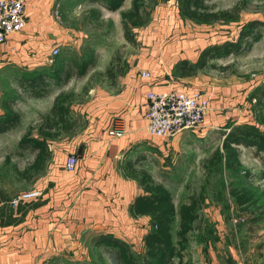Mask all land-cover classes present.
<instances>
[{"label": "crops", "instance_id": "crops-1", "mask_svg": "<svg viewBox=\"0 0 264 264\" xmlns=\"http://www.w3.org/2000/svg\"><path fill=\"white\" fill-rule=\"evenodd\" d=\"M32 1L34 7L28 11L25 0L23 29L8 35L0 44V100L14 96L13 108L18 110H23L20 106H29L30 102L44 101L43 110H36V105L33 107L35 113L42 114L48 111L58 92L79 93L86 83L88 89L81 101L69 104L71 117L81 126L72 133H62L47 141L50 158L28 188L37 190L38 197L24 202L30 208L23 215L14 214L19 221L0 226V264L51 261L55 264H99V260L110 264L106 257L110 254L90 243V238L96 234H111L125 241L136 254H141L144 252L142 238L151 228V222L148 215L133 217L128 211L133 198L143 191L135 178L125 175L123 164L132 153L142 150L149 137L145 133V93L172 88L164 75H168L178 59L193 61L203 46L195 49L192 42H178L172 52L173 61L168 63V69L161 71L158 66L155 71L154 65L148 68L141 58L142 52L125 51L122 73L110 83L96 74L107 65L116 46L127 44L122 37L119 14L129 7L131 0H123L114 11L98 3L77 0L70 26L66 19L61 20L65 16L64 6H57V3L45 6L47 0ZM49 7L52 11L58 10L59 21L53 15L50 19L43 18ZM39 9L43 12L41 18L38 17ZM53 48H57L58 53L48 63ZM88 58L93 61L91 66L77 75L72 60L78 62ZM141 71H147L149 76L141 77ZM65 73L67 77L63 80ZM155 73L160 74L159 78ZM36 74L41 75L48 93L40 98L27 97L19 80ZM186 78L191 77L179 79ZM183 91L191 93L194 90ZM31 119L26 120L21 114L18 124L3 133L16 130L18 139ZM112 126H119L123 134L109 137L106 131ZM68 154L77 159L72 172L63 168ZM172 202L176 207L173 198ZM175 221L176 217L173 223ZM191 245L180 259H172V264H257L244 248H225L223 242L209 240ZM92 252H97L96 260L91 258Z\"/></svg>", "mask_w": 264, "mask_h": 264}, {"label": "rangeland", "instance_id": "rangeland-1", "mask_svg": "<svg viewBox=\"0 0 264 264\" xmlns=\"http://www.w3.org/2000/svg\"><path fill=\"white\" fill-rule=\"evenodd\" d=\"M76 1L47 0L45 6L56 3L59 4L57 6H64L65 16L61 20L66 19V24L70 26ZM178 1L168 3L167 0H154L149 8L147 23L133 29L135 43L115 48L121 47L122 53L142 52L141 58L146 66H156L155 71L158 66L161 71L162 68L168 69V63L173 61L174 47L176 49L180 41L192 42L195 49L225 40L235 41L238 30L247 20L264 22V0H205V3L213 4L217 9L230 8L236 3L241 8L235 19L211 23H196L182 18L177 12ZM32 2L26 0L28 11L34 7ZM52 10V7L45 10L43 18L50 19ZM41 14L43 12L39 9L38 17L41 18ZM260 33L259 39L247 49L215 60L218 65L228 66L225 70L205 68L196 72L193 76L195 79H191L192 76L179 79L173 77L170 71L164 75L172 88L199 89L207 94L208 114L200 128L182 129L168 138L149 136L142 146L143 151L130 155L139 156L140 161L136 166L150 172L170 190L176 206L191 196L198 198V214L200 222H203L200 223L201 230L190 231L183 243L176 240L182 253L189 251L191 244L218 241L223 242L225 248H244L257 264H264V153L255 147L240 146L238 174L226 170L222 163L210 165L204 161L219 146L223 132L233 125L250 126L258 132L259 138H264V27L260 28ZM64 47L61 48L65 50ZM152 70V73L155 72ZM155 74L159 78L160 74ZM253 93L260 97V101L249 98ZM44 106V101H36L30 102L29 106H20L23 110L16 109L22 111L26 120L32 118L30 124L33 125L40 114L35 113L33 107L43 110ZM15 131L0 134V226L19 221L15 220L14 214L21 216L30 208L24 202L16 207L9 204L14 195L27 190L33 181H18L12 174V164L16 163L17 168H21L32 157L30 152H25L22 158L14 155L18 136ZM230 185L250 191L251 204L246 209L236 206L228 194ZM176 226L177 217L171 229L173 234ZM96 257L97 252H92L91 258L96 260ZM106 257L110 264H116L112 256ZM45 264L55 263L51 261ZM99 264H103V261L99 260Z\"/></svg>", "mask_w": 264, "mask_h": 264}, {"label": "trees", "instance_id": "trees-1", "mask_svg": "<svg viewBox=\"0 0 264 264\" xmlns=\"http://www.w3.org/2000/svg\"><path fill=\"white\" fill-rule=\"evenodd\" d=\"M154 0H131L127 9L119 14L120 28L124 41L133 45L135 43L133 29L145 25L149 19V8ZM98 3L109 11L117 10L123 0H87ZM238 3L230 8L217 9L213 4L205 3V0H179L178 14L189 21L196 23H211L235 19L239 12ZM264 22L256 19L247 20L238 30L235 41L225 40L203 46L195 59L176 60L170 68V73L176 78L191 77L197 71L209 68L225 70L228 66L218 65L215 60L224 58L230 54L247 49L251 43L258 40L260 28ZM243 43V45H242ZM121 47L114 49L107 65L96 76L113 83L114 79L122 73ZM77 75L83 74L92 64V59L72 60ZM67 73L63 77L66 79ZM24 86L25 95L32 98H40L48 93L43 84L41 75L22 77L18 83ZM88 83L82 87L79 93L69 91L58 92L47 112L38 116L36 124H29L15 143L13 153L22 158L25 152L32 153V157L23 167L17 168L12 164V174L18 181H32L34 177L44 170L46 161L50 158L47 141L56 139L62 133H72L78 129L81 123L72 118L69 112V104L81 101L87 93ZM250 99L259 100L256 93L249 96ZM15 97L10 96L0 100V134L13 129L19 122L21 113L13 108ZM260 101V100H259ZM255 147L264 153V138H259L258 132L247 125H233L227 132H223L219 146H216L209 157L205 158L208 164L222 163L223 167L234 173L240 172L239 147ZM140 157L128 158L123 164L126 176L135 178L143 193L135 196L128 206L131 216L148 215L151 228L143 235L144 252L136 254L123 240L111 234H96L90 238L94 247H100L109 253L116 264H172V259H180L182 248L176 245V240L185 242L186 235L190 231L200 230V215L198 210L200 203L197 197L191 196L185 202L176 207L172 202L169 190L161 183L153 179L151 174L136 163ZM228 194L234 200L239 209H246L251 204L250 191L230 185ZM177 217V229L172 233V223ZM229 259V258H228ZM229 262V260H227ZM180 264V262H178Z\"/></svg>", "mask_w": 264, "mask_h": 264}, {"label": "built area", "instance_id": "built-area-1", "mask_svg": "<svg viewBox=\"0 0 264 264\" xmlns=\"http://www.w3.org/2000/svg\"><path fill=\"white\" fill-rule=\"evenodd\" d=\"M171 3L173 0H167ZM58 21V10L53 11ZM25 25V0H0V44L8 35L20 32ZM47 62L53 61L58 53L57 48L51 50ZM141 77H148L147 71L140 72ZM144 118L145 133L150 137L168 138L182 129H198L203 125L204 116L209 110V96L199 90L187 93L177 88L166 90H148L145 93ZM109 137H119L123 130L112 126L106 131ZM77 159L73 154L65 157L63 168L67 172L74 171ZM39 192L28 189L18 192L9 204L16 207L19 203L38 197Z\"/></svg>", "mask_w": 264, "mask_h": 264}]
</instances>
